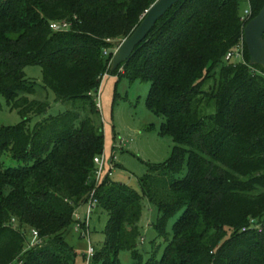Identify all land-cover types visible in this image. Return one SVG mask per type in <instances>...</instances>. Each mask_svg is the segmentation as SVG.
Masks as SVG:
<instances>
[{
    "label": "trees",
    "instance_id": "trees-1",
    "mask_svg": "<svg viewBox=\"0 0 264 264\" xmlns=\"http://www.w3.org/2000/svg\"><path fill=\"white\" fill-rule=\"evenodd\" d=\"M242 1L179 0L111 70L113 47L155 0H0V96L21 117L0 128V264H76L66 236L95 186L104 142L88 93L106 70L149 83L146 105L164 117L160 133L174 145L167 160L148 163L141 193L109 176L96 185L108 217L92 260L119 264L127 250L134 264H264V68L249 65L243 38L264 0H247L244 19ZM59 21L69 29L50 28ZM239 43L243 61H226ZM31 64L58 100L79 101L84 114L67 110L30 128L49 106L29 98L35 84L23 68ZM7 153L17 166L3 167ZM144 198L158 212L146 259L138 248ZM23 227L40 243L27 248Z\"/></svg>",
    "mask_w": 264,
    "mask_h": 264
},
{
    "label": "rangeland",
    "instance_id": "rangeland-1",
    "mask_svg": "<svg viewBox=\"0 0 264 264\" xmlns=\"http://www.w3.org/2000/svg\"><path fill=\"white\" fill-rule=\"evenodd\" d=\"M248 8L247 0H243L240 7L241 16ZM240 60H234L233 62ZM25 77L35 84V93L29 95L34 98L46 101L49 106L42 114L33 115L28 123L30 128L49 117L63 113L67 110L80 109L79 101H61L56 98L55 93L45 87L42 81V71L38 64L27 65L23 68ZM218 70L215 71V76ZM212 83V79L208 84ZM149 90V83L142 80L130 81L118 74H108L101 83L99 93V113L95 118L97 124L102 127L104 142L103 155L108 162L114 151L116 166L112 170L110 178L113 181L121 182L141 193L139 178L144 176L148 170V163H160L167 160L174 145L171 136L160 133L161 124L164 117L153 112L146 105V97ZM21 117L16 109L9 106L4 97L0 96V128L3 126L17 125ZM3 167L17 166L16 162L7 153L2 156ZM107 167L103 174L106 175ZM185 172H183L184 174ZM182 174V175H183ZM86 206L81 205L75 210L74 220L84 218ZM157 209L150 204L147 199L142 200V215L139 220L141 235L138 238V248L143 253L144 258L149 257L152 249V240L156 238V231L153 224L156 221ZM107 212L95 208L90 221V240L95 250L99 249L104 240V227L107 220ZM178 215L169 220L168 230H171L173 222ZM67 234V242L77 251L76 264H86L84 253L87 249V241L73 230ZM26 235V244L33 236L31 229L23 227ZM158 240L154 243V250L157 255L162 253L164 244ZM160 244V245H159ZM119 264H134L130 251L121 250L118 254ZM89 264H100L91 261Z\"/></svg>",
    "mask_w": 264,
    "mask_h": 264
},
{
    "label": "water",
    "instance_id": "water-1",
    "mask_svg": "<svg viewBox=\"0 0 264 264\" xmlns=\"http://www.w3.org/2000/svg\"><path fill=\"white\" fill-rule=\"evenodd\" d=\"M178 1L155 0L131 34L118 44L111 57V70H114L131 55L134 48L146 38L156 21ZM243 38L250 58L249 65L258 64L264 68V3L258 14L244 26Z\"/></svg>",
    "mask_w": 264,
    "mask_h": 264
},
{
    "label": "built area",
    "instance_id": "built-area-1",
    "mask_svg": "<svg viewBox=\"0 0 264 264\" xmlns=\"http://www.w3.org/2000/svg\"><path fill=\"white\" fill-rule=\"evenodd\" d=\"M249 14H250V8L248 6V8L244 11V15L241 16V18L244 19ZM69 27H70V23L64 22V21L51 22V24H50V28L53 29L54 31L68 30ZM119 43H117L113 47V53L116 51ZM103 54L105 56H107L108 55V49H104L103 50ZM225 60L226 61H231V60L243 61V46H242V43H239V45H237L234 49H232L229 52H227V54L225 55ZM110 63H111V60L109 62L108 68L110 67ZM108 74H109V71L106 70L100 76V81H99L98 87L95 90H93L90 93H88L93 98L97 109L99 108V105H100V103H99V93H100L101 83H102L103 79ZM94 164H95V170H94L93 178H94L95 186H94V188H92L88 198L83 203L84 206H86L85 213H84V218L78 219V220H74L73 227H72L73 230L76 233H78L81 237H83L87 241V249H86V251L84 253V258L86 260V264H89L92 261L93 256L95 254V248L92 245V242L90 240V233H91L90 232V221H91L92 213H93V211L95 210V208L97 207V204H98V200H97V198L95 196L96 185L98 183H100L106 176H109V177L111 176L112 170L116 166L114 151L112 152L111 159L108 162H106V159H105V157L103 155V152L101 154L95 156L94 157ZM106 167H107V172H106V175L103 177V174L105 172ZM79 207H77V208H79ZM75 210H74L73 216L75 214ZM31 234H32L33 238L27 244V246H26L27 248L32 247V246L37 245V244L40 243V240L38 239V236H37V232L35 230H31ZM11 264H21V260L16 259Z\"/></svg>",
    "mask_w": 264,
    "mask_h": 264
},
{
    "label": "crops",
    "instance_id": "crops-1",
    "mask_svg": "<svg viewBox=\"0 0 264 264\" xmlns=\"http://www.w3.org/2000/svg\"><path fill=\"white\" fill-rule=\"evenodd\" d=\"M84 255V254H83Z\"/></svg>",
    "mask_w": 264,
    "mask_h": 264
}]
</instances>
